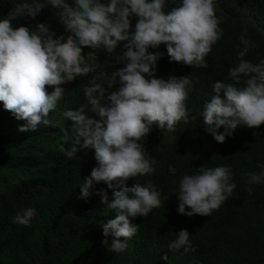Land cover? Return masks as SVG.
Returning a JSON list of instances; mask_svg holds the SVG:
<instances>
[{
	"label": "clouds",
	"instance_id": "obj_1",
	"mask_svg": "<svg viewBox=\"0 0 264 264\" xmlns=\"http://www.w3.org/2000/svg\"><path fill=\"white\" fill-rule=\"evenodd\" d=\"M167 2L22 0L0 19V102L17 120L26 121L19 126L21 132L37 131L40 125L59 126L63 137L71 140L70 148L60 146L67 158L75 157L78 146L94 149L98 167L80 185L81 197L90 196L94 182L104 181L109 188L117 189L110 202L106 192L97 193L107 208L116 213L114 219L102 224V243L113 252L124 251L125 241L137 233L138 225L130 218L147 217L161 206V194L151 182L146 186L136 182L131 187L126 183L155 172V161L146 155L143 145L151 126L155 123L173 132L181 121L189 122L190 110L185 102L193 90L191 77L156 78L155 65L164 54L149 52V47L158 48L163 43L171 61L195 69L207 68L205 58L223 36L219 26L222 18L217 17L213 0H181L165 11ZM46 4L59 10V21L71 33L66 38L56 36L44 23H38L35 31L24 25L13 26V20L34 19ZM133 16L138 20L135 30L130 32ZM239 40L243 47L237 46L238 63L227 73L232 82L216 81L212 85L215 95L205 101L202 112L197 114L203 117L206 131L219 143L232 136L238 126L259 128L264 124V59L258 63L245 59L254 45L244 34ZM122 41H127L123 45L125 51L116 63L126 62L125 66L113 71L110 77L106 72L93 77L91 86L84 89L86 102L63 113L72 121L71 135L68 128L53 125L48 117L62 99L61 85L87 76L98 67L96 52L82 55L81 46L104 49L112 55ZM117 79L119 89L106 95L102 85L111 89ZM97 80L104 83H96ZM49 86L54 89L51 93ZM221 91L226 100L221 98ZM86 108L95 116L86 114ZM169 171L175 173L176 169L169 165ZM249 176L250 184L264 183V171ZM113 181L118 183L114 185ZM231 181L232 169L226 166H201L197 174L182 176L175 192L178 214L210 216L237 187ZM251 191L249 188L248 192ZM35 215V209H24L14 217V223L30 226ZM109 236L113 237L110 245ZM189 236L186 229L180 230L169 249L183 247L186 253L195 251Z\"/></svg>",
	"mask_w": 264,
	"mask_h": 264
},
{
	"label": "trees",
	"instance_id": "obj_2",
	"mask_svg": "<svg viewBox=\"0 0 264 264\" xmlns=\"http://www.w3.org/2000/svg\"><path fill=\"white\" fill-rule=\"evenodd\" d=\"M19 2L22 0H0V19ZM100 2L107 4L110 0ZM180 3L181 0H175V4L168 0L165 11ZM213 4L217 17L222 18L219 26L223 36L205 58L207 68L195 69L171 61L163 43L148 49L164 54L155 65L156 78L191 77L193 90L185 102L190 110L189 122L181 121L173 132L154 123L145 137V153L155 161V172L126 183L131 187L136 182L145 186L151 182L161 194V206L147 217L130 218L138 225V231L125 241L127 247L122 252H113L102 243V224L114 219L116 213L97 194L106 192L110 202L117 189L109 188L104 181L94 182L90 196L81 197L80 185L98 167L94 149L78 146L75 157L67 158L60 146L70 148L71 140L63 137L59 126L40 125L37 131L21 132L19 126L26 121L17 120L0 102V264H264V183L248 182L249 173L264 171V124L259 128L238 126L232 136L219 143L206 131L203 117L197 115L205 101L215 95L212 85L216 81L232 82L227 73L238 63L237 46L242 34L254 45L244 58L253 63L264 59V0H213ZM58 15V9L46 4L34 19L23 17L12 24L35 31L38 23H44L56 36L66 38L71 33L65 30ZM137 20L130 17V32L135 30ZM125 43L120 42L112 55L104 49L81 46L82 55L96 52L98 67L87 76L61 85L62 99L48 117L53 125L68 128L71 135L72 121L63 113L86 102L84 89L91 86L93 77L100 72L110 77L125 66L126 62L116 63L125 51ZM102 86L107 95L118 90L120 84L117 79L111 89L106 84ZM47 90L51 93L54 89L49 86ZM220 95L226 100L223 91ZM85 113L95 116L87 108ZM219 131L223 132V127ZM169 165L176 169L175 173L169 171ZM201 166L230 167L231 182L237 187L210 216L178 214L175 192L179 181L184 175L197 174ZM27 208L36 210L31 225L14 223V217ZM182 229L190 233L195 251L169 249ZM107 239L110 245L113 237Z\"/></svg>",
	"mask_w": 264,
	"mask_h": 264
}]
</instances>
